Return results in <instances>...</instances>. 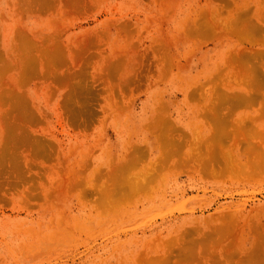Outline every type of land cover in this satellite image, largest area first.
<instances>
[{
  "label": "rangeland",
  "instance_id": "1",
  "mask_svg": "<svg viewBox=\"0 0 264 264\" xmlns=\"http://www.w3.org/2000/svg\"><path fill=\"white\" fill-rule=\"evenodd\" d=\"M0 264H264V0H0Z\"/></svg>",
  "mask_w": 264,
  "mask_h": 264
},
{
  "label": "bare ground",
  "instance_id": "2",
  "mask_svg": "<svg viewBox=\"0 0 264 264\" xmlns=\"http://www.w3.org/2000/svg\"><path fill=\"white\" fill-rule=\"evenodd\" d=\"M195 253V252H194ZM190 255V254H189ZM195 257V256H194Z\"/></svg>",
  "mask_w": 264,
  "mask_h": 264
}]
</instances>
